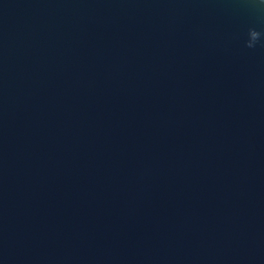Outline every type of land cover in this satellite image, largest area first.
<instances>
[{
  "label": "water",
  "instance_id": "95a60500",
  "mask_svg": "<svg viewBox=\"0 0 264 264\" xmlns=\"http://www.w3.org/2000/svg\"><path fill=\"white\" fill-rule=\"evenodd\" d=\"M0 0V264H264V4Z\"/></svg>",
  "mask_w": 264,
  "mask_h": 264
},
{
  "label": "clouds",
  "instance_id": "9594fccd",
  "mask_svg": "<svg viewBox=\"0 0 264 264\" xmlns=\"http://www.w3.org/2000/svg\"><path fill=\"white\" fill-rule=\"evenodd\" d=\"M243 2L253 6V14H257L259 12V8L255 7L256 5L264 4V0H243ZM262 36H264V31L258 30L255 27H249L247 29V39L245 40V46L247 48H254Z\"/></svg>",
  "mask_w": 264,
  "mask_h": 264
}]
</instances>
